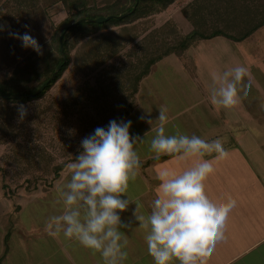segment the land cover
<instances>
[{
	"label": "rangeland",
	"instance_id": "1",
	"mask_svg": "<svg viewBox=\"0 0 264 264\" xmlns=\"http://www.w3.org/2000/svg\"><path fill=\"white\" fill-rule=\"evenodd\" d=\"M194 1L173 0L166 7L133 22L72 38L70 46L75 44L70 50V64L61 77L41 98L23 104L27 113L22 120L18 118L19 104L14 108L15 111L11 110L14 115L10 131L17 133L0 139V177L7 186L5 190L0 189V197L4 196L3 191L11 193L15 184H24L28 180V190L20 188L21 185L17 186L16 200L20 199L18 201L24 205L26 194L44 186L50 187L54 166L70 160L80 148L84 137L98 126L107 127L110 120H116L121 111L133 102L132 82L142 69L144 57L162 52L194 31L189 16L192 15L191 11L188 18L184 16V10ZM54 7L49 13L53 25L57 26L66 13L59 5ZM206 15L207 19L201 23L208 26L217 18L216 24L221 26L218 14L215 18ZM45 36L46 42L41 43L42 48L49 42V35ZM11 40L16 48V61L21 63L32 50L23 48L18 39L11 37ZM177 57L170 55L159 64L158 70L142 80V94L139 93L138 101L145 97L152 104L147 106V110H139V115L133 112L127 119L132 122L130 134L143 139L134 146L135 150L141 148V156L154 155L150 151V142L159 125L155 119L162 106L166 107L169 118L165 125L166 134H174L178 129L187 135L203 137L204 128L224 131L225 128L219 126V123H206V117L202 116L201 112H208L206 108L212 103L202 96L191 80L190 72L194 71L191 67L196 64L203 72L209 67L212 71L219 69L222 72L239 63L250 72V76L245 77L249 80V89L246 94H240V106H236L234 111L231 107L216 105L213 117L217 118L216 114L222 116L218 108L225 109L227 118L233 115L237 118L239 111L242 120L239 126L233 127L231 134L234 135V142L225 139L224 146L234 145L242 154L245 152V160H252V156L256 155L252 153V143L247 138L248 134L252 135V124L244 120L248 116L252 117V99L260 102L264 99V94L254 90L256 86L261 89L264 86V25L242 42H233L223 37L197 40ZM183 66L191 69H184ZM142 114L149 115L153 121L150 126L139 120ZM142 127L149 128V132L141 133ZM239 137L243 140L239 142L240 145L237 142ZM169 165L176 166L171 163ZM36 185L38 189L33 190Z\"/></svg>",
	"mask_w": 264,
	"mask_h": 264
},
{
	"label": "clouds",
	"instance_id": "2",
	"mask_svg": "<svg viewBox=\"0 0 264 264\" xmlns=\"http://www.w3.org/2000/svg\"><path fill=\"white\" fill-rule=\"evenodd\" d=\"M6 25L0 24V31ZM27 27V25H25ZM21 46L42 55V45L25 31L9 30ZM249 70L243 64L214 73L210 89L212 104L232 107L249 89ZM18 118L27 113L25 105L17 106ZM167 109L161 107L155 119L159 125L150 142L154 159L162 155L173 157L182 165L181 171L161 172L158 195L151 202L150 211H140L135 204L132 216L138 227L145 230L144 240L153 264H203L204 258L225 238L224 230L229 214L236 206L235 199L213 198L205 187L207 176L213 172V159L228 155L225 138L205 139L187 135L178 129L166 134ZM151 124L153 121H147ZM130 120L115 119L107 127H96L80 142V151L66 165L68 177L58 184L57 193L63 210L50 218L54 230L50 235L75 239L82 247L98 252L103 264H124L127 252V227L121 213L130 205L127 189L140 167L135 150L138 141L130 134ZM215 154L213 159L206 158ZM191 161L189 166H183Z\"/></svg>",
	"mask_w": 264,
	"mask_h": 264
},
{
	"label": "crops",
	"instance_id": "3",
	"mask_svg": "<svg viewBox=\"0 0 264 264\" xmlns=\"http://www.w3.org/2000/svg\"><path fill=\"white\" fill-rule=\"evenodd\" d=\"M168 57L152 65L149 74L158 70L159 64L165 62ZM186 67L183 66L184 69ZM191 68H194V71L190 72L191 80L202 96L209 99L212 76L220 70L212 71L209 67L203 72L196 64ZM142 80L135 94L134 107L124 120H127L133 112L138 114L139 110L149 109L147 106L151 102L145 100V97L142 101H138V96L142 94L140 88ZM254 90L264 94V86L262 89L256 86ZM214 106L216 105L209 104L206 108L208 112H201L202 116L206 117V123H219V126H223L225 130L219 132L212 128H204L202 138L223 137L228 142H234V135L231 133L234 131L233 127L241 124L239 111L237 118L234 115L232 118H227L225 109L218 108L222 116L218 117L216 114L217 118H214ZM236 106H240V100L231 107L233 111ZM248 118L249 116L244 122L250 121L252 124V135L248 134L247 138L252 143V153L256 155L252 156V160L251 158L245 160V152L242 154L234 145L225 147L228 155L224 158L213 159L214 153L206 157L213 159L214 165L213 172L205 180L208 194L213 198L231 197L235 199L236 206L226 222L225 238L217 243L212 254L204 258L203 264H264V99L262 102L252 99V117ZM149 119V115L146 114H142V118H139L144 125ZM139 127L141 128L140 125ZM148 130L149 128L142 127L141 133L149 132ZM242 141L241 137L237 139L238 144ZM142 152L141 148L137 149L140 162L153 159L154 155L141 156ZM169 163L176 166L173 167ZM190 164L191 161H188L183 166ZM181 168L182 165L173 157L161 161L153 160L147 166L139 168L135 179L130 180L126 193L130 205L121 213L122 220L127 223V227L121 228L127 239L124 249L127 258L124 264H153L144 240L145 230L137 226L138 222L132 216V210L135 204L139 203L142 206L140 211L144 213L150 211L151 202L158 195L160 173L179 172ZM68 175V169L65 167L51 187L44 186L26 194L24 205L18 201L20 199L16 200L17 192L10 198L0 197V264H103L98 252L82 247L75 239L65 238L62 232L58 236L50 235L54 230L50 218L60 215L63 210L57 186L64 183Z\"/></svg>",
	"mask_w": 264,
	"mask_h": 264
},
{
	"label": "trees",
	"instance_id": "4",
	"mask_svg": "<svg viewBox=\"0 0 264 264\" xmlns=\"http://www.w3.org/2000/svg\"><path fill=\"white\" fill-rule=\"evenodd\" d=\"M173 0H0V24L6 25L3 31H0V139L9 134L15 135L17 132L10 131L12 128L11 110L16 108L17 104H25L41 98L44 93L61 77L70 64V50L72 38L80 35L87 36L90 33L108 28L109 26H120L137 20L158 9H162ZM59 5L65 11L66 16L61 23L54 26L51 21L49 10ZM54 7V8H55ZM207 7V8H206ZM206 8V9H205ZM217 8H222L218 10ZM191 11L192 25L194 31L182 37L175 45L166 47L162 52H156L146 55L142 63V69L138 72L132 82V98L135 100L140 81L145 78L150 71V67L161 59L176 55L181 56L195 41L210 40L216 37H223L233 42H242L254 34L264 25V0H196L184 10V16L188 18ZM128 12L121 18L120 15ZM193 12V13H192ZM217 18L211 25L201 23L207 19V15ZM110 18L104 23H94L84 21L74 27L70 25L80 19H96L98 17ZM233 18V19H232ZM196 21V22H195ZM200 21V22H198ZM232 23H229V22ZM204 22V21H203ZM232 24L233 26L229 25ZM27 25V27H25ZM53 26V28H52ZM223 28L227 29L226 32ZM52 29V31H51ZM9 30L23 33L30 32L41 44L46 42L45 35L49 42L42 48V55H37L34 51L26 55L21 63H17L15 46L9 36ZM230 32V33H228ZM62 36V53H59V36ZM192 35V36H191ZM156 51V50H155ZM62 64L61 69L45 89L36 96H31L34 91L45 81H47L55 71L58 64ZM3 70H7L3 72ZM17 94L16 98L12 95ZM133 102L125 107L119 114L117 121L124 120L134 107ZM13 107V108H12ZM15 111V110H14ZM7 118V120H3ZM15 137V136H14ZM80 148L73 153L70 160H65L53 168V178L50 187L59 178L60 173L66 165L71 162ZM171 156H161L159 159H150L140 162V167L147 166L151 161H161ZM0 189L5 190L6 184L2 181ZM37 179H40L38 177ZM25 183L14 185L11 193H5L4 196L10 198L19 188L27 189L28 180ZM37 185L33 190H37Z\"/></svg>",
	"mask_w": 264,
	"mask_h": 264
},
{
	"label": "water",
	"instance_id": "5",
	"mask_svg": "<svg viewBox=\"0 0 264 264\" xmlns=\"http://www.w3.org/2000/svg\"><path fill=\"white\" fill-rule=\"evenodd\" d=\"M127 14H128V12H126V13L120 15L119 17L123 18V17H125ZM112 17H115V16L98 17V18H96V19H80V20H78V21L72 23L70 26H71V27H74V26H76V25H78V24H80V23H82V22H84V21H87V22H94V23H104V22L108 21V20H109L110 18H112ZM62 36H63V34H61V35L59 36V39H58V42H59V53H60L61 56H63V53H62V43H61V42H62ZM61 66H62L61 63L58 64L57 67H56V69H55V71H54V72L52 73V75L50 76V78H49L47 81H45L44 83H42V84H41V85H40V86L34 91V93H33L31 96H36V95H38L40 92H42V91L45 89V87L49 84V82H50L51 80L54 79V77L56 76V73L61 69ZM0 96H2L1 93H0ZM17 96H18L17 94L12 95V98H16Z\"/></svg>",
	"mask_w": 264,
	"mask_h": 264
}]
</instances>
